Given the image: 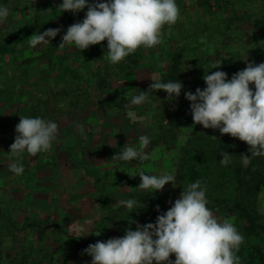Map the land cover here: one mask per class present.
<instances>
[{"label": "trees", "instance_id": "16d2710c", "mask_svg": "<svg viewBox=\"0 0 264 264\" xmlns=\"http://www.w3.org/2000/svg\"><path fill=\"white\" fill-rule=\"evenodd\" d=\"M211 1L195 0V5L201 6L205 14H212L218 9L226 8L229 4V0H214L217 7L213 10ZM93 2L95 0H89V3ZM61 3L62 0H43L42 4L38 5L27 2L29 6L34 7L32 17L34 20L38 21L40 17H43L42 25L37 23L34 26V22L28 21L13 36L5 34V28L1 29L0 153L5 152L11 162L14 161L15 158H11L9 151L12 144L11 138L17 135L15 127L20 122V116L40 117L56 122L59 126L57 138H60L59 135L62 137L65 134L64 126L66 125L59 122L60 118H65L76 111H89V115L84 117L78 125L80 133H83V139L75 142V149L69 147L75 159L71 158L67 163L75 167L81 166L82 169H93L96 180L92 189L99 191L93 192V195H96L92 200L96 201L100 217L89 235L84 236L72 231L69 225L66 226L67 218L66 216L62 218L63 214L61 215L60 212L54 215L50 213L45 218L37 217L35 211L28 210L29 206L26 204L22 205L25 209H20V213L10 211L6 215L3 211L5 207L0 203V258L4 252L2 241L5 237H10L14 241L22 229L29 230L30 233L40 230L42 235H39L37 239L43 240L46 236L48 239L51 238L50 241L57 243L55 251L44 249L45 251L42 250V254L38 256L35 249H29L28 252L21 250L23 254L17 264H43V262L45 264H91V256L84 254L83 250L90 244L96 243L97 234L102 232L103 224L112 220L117 236L123 237L127 229L135 230L138 220L144 224L155 223L157 217L170 208L169 195L174 203L188 184L200 181L201 186L206 189V198L209 202L207 206L214 215L221 220L231 219L237 230L244 236V243L237 253L241 264H264V208L262 207L264 204V156L251 157V163L244 167L241 154L251 156L249 146L245 142L230 135H222L220 131L217 136H214L207 129H201V125L194 124L190 107L185 109L183 117L178 114L175 116L172 111L173 106L166 104L168 103L165 99L166 92L152 91L149 87L141 89V91L149 90V102L142 104L143 119L131 123L127 128L125 127V131L124 127L113 122L109 126L111 117H115L117 111L122 110L126 102H130L134 96L132 86L136 84V78L133 64H142L139 60L144 54L143 47L115 65L107 59V41L92 45L83 51L74 45L72 49L67 45L63 49L58 48L67 28L74 23L82 22L87 12V8L75 14L63 12L59 9ZM233 10L236 14L235 20L243 21V16L236 12L234 6ZM40 12L45 14V17L40 16ZM48 17L51 19L48 20ZM204 20H206L205 16L193 22L203 26ZM48 21L51 23L49 26ZM261 21H263V28L257 25L261 27L260 30L264 34V18ZM49 28H61V32L55 38H51L46 45L30 47L28 38L34 33H43ZM199 28L195 25L186 28L189 31L185 40L194 49L204 47V53H200L202 56L189 58V65L185 61L187 51L182 44H178L180 46L177 45V48H169L167 52L161 50L162 57L158 56L157 60H162L165 65L158 80L180 81L184 89L192 87L196 90L206 87L203 80L205 74H211L219 69L224 71V67L227 69L224 71L227 73V78L229 74L233 76L237 72L239 66L232 63V56L218 53L214 58L206 54L205 48L208 41L214 42L216 37L210 35L207 38L199 35L196 37L195 34ZM179 33L175 38L179 35L183 36ZM250 62L257 65L261 63V61L257 63L253 60ZM207 63L208 65L203 67ZM220 63L219 68H213ZM35 64L39 68L40 87L35 91L29 89L25 91L22 81L28 74L29 67ZM121 80L125 81L123 86L120 84ZM250 87L253 91L255 90L254 84ZM142 135L150 138V143L145 149L151 157L149 160L141 162L135 159L125 162L112 159L123 147H138L139 137ZM213 136L216 139L212 138ZM57 152L56 150L41 152L40 154H44L43 157H40L38 153V162H34L27 152L23 153L20 162L23 164L24 172L19 175L22 186L30 188L32 185L35 187L36 182H47L44 175L53 176L52 173L61 169L64 165L57 162ZM221 152L231 154V163L227 166L220 163L223 158ZM89 157L91 159L87 161ZM92 159L103 163L99 165L101 162L95 163ZM84 164H86L85 167H83ZM115 169H117L116 172L113 171ZM140 171L157 176L165 173L173 174L176 177L175 187L170 182L160 191L141 190L137 188L141 183L138 175ZM5 174L6 171L1 170L0 197L6 191L4 189ZM50 179L53 181V177ZM119 191L122 193L120 196L117 198L113 196V193ZM49 192L51 198L49 195L48 206L51 204V199L52 203L57 200L56 194L53 191ZM119 197L121 199H118ZM128 199L137 201L133 209H128L119 203ZM157 205L159 211H157ZM32 213L36 219L29 221L28 218ZM44 221L50 222L48 228L42 224ZM107 234L109 235V230ZM53 236H57L58 239L52 240ZM28 237L30 241V235ZM29 252H33L34 255L31 256ZM72 254L77 255L75 263H71L69 259ZM170 259L174 261L175 256H171Z\"/></svg>", "mask_w": 264, "mask_h": 264}, {"label": "clouds", "instance_id": "9594fccd", "mask_svg": "<svg viewBox=\"0 0 264 264\" xmlns=\"http://www.w3.org/2000/svg\"><path fill=\"white\" fill-rule=\"evenodd\" d=\"M87 8L85 18L67 28L62 36L60 49L74 45L86 50L92 45L107 41V59L115 65L141 47L154 48L162 43L165 25H174L180 18V9L176 0H62L59 9L63 12L78 13ZM10 10L0 6V23L7 20ZM61 28H49L43 33H34L28 38L30 47L48 44ZM214 65L213 68H219ZM149 86L152 91H165L167 99L172 101L181 94L180 81L161 82L155 77ZM206 87L197 88L195 93L188 91L185 98L190 101L194 124L205 129H218L222 135H230L249 146L251 156L241 154L244 167L251 163V157L264 156V63H247L246 68L233 74L229 80L224 71L205 74ZM254 84V91L250 85ZM149 90L132 96L127 117L136 122L143 119L131 110L132 106L149 102ZM59 126L56 122L40 117L20 116L15 127L14 143L10 145V156L15 158L9 165V171L16 175L24 172L23 153L35 157L38 153H47L57 138ZM82 131V129H81ZM216 139V137H212ZM150 138L139 137L138 147H123L120 153L112 157L118 161L141 162L151 157L145 151ZM220 163H231V154L221 152ZM141 190H163L172 183L173 174L149 175L139 172ZM136 176V175H131ZM128 209L137 205L134 199L119 201ZM206 189L200 181L188 184L180 198L155 223L140 225L136 230L127 229L123 237L97 241L83 250L91 256V264H241L237 255L244 243V236L228 218H217L207 206ZM157 211L159 206L157 205ZM90 224L91 221H88ZM84 232V227L74 229ZM175 256V260L170 259Z\"/></svg>", "mask_w": 264, "mask_h": 264}, {"label": "rangeland", "instance_id": "374dc122", "mask_svg": "<svg viewBox=\"0 0 264 264\" xmlns=\"http://www.w3.org/2000/svg\"><path fill=\"white\" fill-rule=\"evenodd\" d=\"M42 1L43 0H7L6 2L5 0H0V6L7 7L10 10V14L7 20L4 21L3 23H0V34L2 33L1 29L5 28L6 30L5 34L7 33L8 35L13 36L16 34V32H19V28L21 30L23 27L22 25H25V23H27L28 21L34 22L35 23L34 26H36L37 23L42 25L44 21V19H42L43 17H40L41 19H39L38 21L34 20L32 18L34 7L29 6L27 4V2H31L32 4L34 3L38 5V4H42ZM256 1L259 2L262 0H256ZM185 2H186L185 0H176V3L180 9V18L174 25H170V26L165 25L163 29L162 43L154 48H143L142 51L144 54H142V58L139 60L142 64H139V65L138 64L136 65L135 63L133 64L135 68V78H136V84L134 83L132 86V92L134 96L138 95L141 92V89L149 87L150 84L154 82L152 81L151 77H155L156 79H159V75L161 71L164 69V65H165V63L162 62V60H159V61L157 60L158 56L162 57L160 56L161 50H163L164 52H167L169 48L171 49L175 47L177 48L178 46H180L178 44H182V46L186 48L187 58L185 59V61L188 62L189 65H190V62L188 60L189 58H192L195 56L197 58V56L198 57L202 56V54L200 53H204V49H203L204 47L201 48L202 46H200V48H198L195 45L196 48L194 49L193 47H190L192 45L187 44L185 40V38L187 37L186 34L189 31L186 28H189L190 26L195 25L196 27H200L196 31V34H195L196 37H198V35L206 36V38L208 35L212 37L216 36V40L214 42H212L213 40L208 41L207 48H205L206 54L214 58L216 57L218 53H222L223 55H226L229 57L232 56L233 57L232 63L239 66V69L237 70V72L246 68L247 63H249L251 60H253L254 62L256 61L257 63L258 62L260 63V56L258 54L248 55L244 52L243 47L245 45L244 43L245 39L244 37L241 36L242 35L241 32H238L237 35L235 36V32L227 33L226 30H217V29H216L217 30L216 32L213 29L214 23L210 21L213 17L212 14L204 13L205 15H203L206 17V20L204 21L206 25H208V28H209L203 33L204 30H202L203 29L202 27L205 26L204 25L205 23L203 22V26L201 25L199 26L195 24V22H193V21L201 20V18H195V14L197 13V11L195 10V8H197V5H195L196 3L195 0L194 2H190L188 5L187 4L185 5ZM225 10H226V12H224L225 16L228 15L227 17H229L232 14L231 13L232 9H225ZM216 11L219 12V11H222V9H218ZM39 15L45 17V14H43L42 12H40ZM187 16H189V18ZM50 19L51 18L48 17V20ZM244 22L245 21H241V24H240L242 30L244 29L242 28V26H246ZM47 23H48V26L49 24H51L50 21H48ZM231 27L234 28V25L231 24ZM177 33L179 34L182 33L183 36L179 35L177 36V38H175ZM220 33H222L223 35L225 34L227 37H224V38L222 37V40H219L217 35H219ZM246 39H249V38H246ZM216 41L220 43L219 47L215 45V43L218 44ZM72 46H68V48L72 49ZM207 65L208 63L204 65L203 67H206ZM226 67L229 69L231 68L230 66H226ZM223 70L226 71L227 69H225L224 67ZM28 71H29L28 74L24 77L22 81L23 89L25 91L27 89L35 91L36 89L40 87L39 86L40 82L38 83V80L40 77L38 65L35 64V65L30 66ZM217 71H220V69ZM231 78L232 76L231 74H229L228 79L230 80ZM120 84L121 86H123L125 84V81L121 80ZM201 90L203 89L201 88ZM188 91L195 93V89L192 87L190 89H184V87H182L180 96L178 98H174L172 101H169L167 99L168 94L165 93V99L166 101H168V103L166 104L173 106L172 111H174L175 116L178 114L180 115V117H183L182 114L183 112H185V109L190 107L191 102L185 98V93ZM25 98L28 99L27 96H25ZM128 104H130V102H126L125 107L122 110L117 111V115L115 117L114 116H112L113 118L111 117L112 120L111 119L109 120V123H110L109 126H111L113 122V123L120 125L121 127H124V131H125L127 126L133 123L126 115L127 111L129 110L126 107V105ZM131 110L135 111L138 117L143 118L142 117V112H143L142 105L132 106ZM88 115H89V111L81 110V111L72 112L68 114L67 117L65 118L63 117L60 118L59 122L62 124H66L64 126L65 134L62 137L59 135L60 138H57L55 139V141H53V146L51 150L58 151L57 152L58 153L57 162L63 163L64 166L61 169H58L57 172L52 173L53 176H51V174L44 175L47 178V182L39 181L35 183L36 185L35 187L33 185L32 186L30 185L31 186L30 188H25L24 186H22L21 176L16 175L12 173L11 171H9V165L12 163L11 159L8 157V155L5 152L2 151L0 153V172L1 170L6 171V174H5L6 183L4 185V189L6 191L4 192L5 195L0 197V203L4 205V207H7V208H4L3 210L6 213V215H8V213H10L11 210L15 211L16 213L18 212L20 213V209L24 208L22 205L27 204L29 206L28 210H31V211H33L34 208H36L37 206L40 207L41 209L39 211L40 214L37 213L38 214L37 217H43V218L47 217V215L50 214V213L48 214L47 213L48 211L46 210V207H48L49 205L48 203L50 202V198H51V193L49 191H53L56 194L57 200L54 201V203H52L53 201L51 199V204L49 206L50 207L49 209H52L51 215L52 214L54 215L57 212L58 213L60 212L61 215L63 214L62 218L66 216L67 218L66 226L69 225V227L72 228V231H75L74 230L75 228L82 226L85 228L84 232H77V231L75 232L77 234H84V236L89 235L90 231L94 228L95 224L98 222V219L100 217L99 211H98L99 209L96 204V201L94 199L92 200V198L95 197L94 195H96V194L93 195V192L96 193L99 191L97 189L96 191L92 189L93 185H95L96 175H93V172H94L93 169H90V168L82 169L81 166L75 167L72 164L67 163L71 158L72 160L75 159L74 157H72L74 156V153L73 154L71 153L69 147L75 149L76 148L75 142L77 141L79 142L83 139V133H80V128L78 125L82 122L83 118L87 117ZM201 129H203L202 125H201ZM207 130L211 132L214 136H217L219 134L218 129L209 128ZM14 139H15V136L14 137L12 136L11 138L12 143H14ZM64 141H65V145H63ZM43 155H44L43 153L40 154V157H43ZM32 159L34 162H38L39 157L38 155H36L35 157L32 156ZM89 159H91V157H89L87 161H89ZM95 159L100 160L99 158H95ZM98 162H101V161H98ZM98 162L95 161V163H98ZM102 163L103 162H101L99 165H101ZM85 166L86 164H84L83 167ZM113 171L116 172L117 169ZM51 177H53V181H50ZM56 184L57 185L59 184V186H56ZM121 194L122 193L119 191L118 193L117 192L113 193V196H116L117 198ZM9 195H10V198H9ZM49 195H50V198H49ZM118 199H121V197H119ZM172 200L173 198L169 195V198H168V201H170L168 205L169 207H171L174 204ZM84 202L86 204H84ZM30 207L33 209H31ZM262 207L264 208V204L262 205ZM54 210H56V212H54ZM33 219H36V217L32 213L30 214L28 220L32 221ZM88 221H91V223L89 224ZM137 223H139L140 225H144V223L139 220L137 221ZM42 224L44 225L45 228H48L50 225V222L44 221L42 222ZM101 230L102 232H98L97 234V241L105 242L104 241L105 239L108 240L109 238H118L117 233H116V227L113 224L112 220H109L106 224H103ZM108 230H109V235L107 234ZM39 231L36 230V233H30L29 230L22 229L16 235V238L14 241H6L8 243L12 242L11 244L4 243V240L6 238L5 237L4 240L2 241V248L4 247V245L6 246L4 247L3 249L4 252L0 258V264H17L18 263L17 261H19L21 254H23L21 250H25L26 252H28L29 249L30 250L35 249L37 251L38 256L42 254L43 252L42 250L44 249H48L49 251H55V249L57 248V245H55L54 241H52L53 244L51 242H49V244H45V242H47L46 240L48 239V236H46V238L43 240L37 239L39 235H42L41 232ZM110 233H112V235ZM29 235L31 238L30 241L28 239ZM33 235L34 237H32ZM16 241L17 243L15 244ZM47 246H49V248H47ZM29 253L31 256L34 255L33 252H29ZM69 258L71 259V263H75L77 260V255L72 254L71 256H69ZM43 264L45 263L43 262Z\"/></svg>", "mask_w": 264, "mask_h": 264}, {"label": "crops", "instance_id": "0c3cea01", "mask_svg": "<svg viewBox=\"0 0 264 264\" xmlns=\"http://www.w3.org/2000/svg\"><path fill=\"white\" fill-rule=\"evenodd\" d=\"M185 1H186L185 5L186 4L188 5L190 2H194V0H185ZM228 3L229 4L226 6V8H222V11H219V12L216 11V12L212 13L213 17L210 21H212L214 23L213 29L216 32H217V30H226L227 33L235 32V36L237 35L238 32H241L242 33L241 36L244 37V39H245V42H244L245 45L243 47L244 52L248 55L258 54L260 56L261 63L262 62L264 63V34L260 30L261 27L263 28V26H262L263 21H261V19L264 18V0L259 1V2L256 0H229ZM233 6H234V9L236 10V12H238V14L240 13L244 18L243 21H245L244 24H246V26H242V28H244L243 30L241 29V26H240L242 20H240V19H238L237 21L235 20L236 14L234 13ZM225 9H232L231 10L232 14L229 17H227L228 15L225 16V13H224V12H226ZM195 10L197 11V13L195 14V18H201V19L204 18L203 15H205V14H204V9L202 7L197 6V8H195ZM187 17L189 18V16H187ZM231 24L234 25V28L231 27ZM257 24H259L261 27L258 26ZM216 25H218V26H216ZM208 29H209L208 25L205 24V26H203V30L206 31ZM217 36H218L219 40H222V37L223 38L227 37L225 34L223 35L222 33H220ZM246 38H249V39H246ZM233 44H235V43H233ZM215 45L217 47H219L220 43L215 44ZM4 195H5V193H4ZM9 198H10V195H9ZM5 208H7V207H5ZM8 208H9V206H8ZM27 208H29V207H27ZM49 208H50L49 206L46 207L48 214L52 212L51 211L52 209H49ZM40 210H41L40 207L37 206L36 208H34L33 211H35L34 213H36V215H38L37 213H39ZM54 212H56V210H54ZM11 213H16V212L11 210ZM53 239L56 240V239H58V237L53 236L52 240ZM48 240H51V238L47 239L46 241H48ZM6 241H12V239L6 237L4 240L5 244H11L12 242L8 243ZM50 242L52 243V241H50ZM54 243H55V245H57V243L55 241H54ZM45 244H49V243L45 242ZM5 246L6 245H4V247ZM4 247H3V249H4ZM70 261H71V259H70Z\"/></svg>", "mask_w": 264, "mask_h": 264}, {"label": "built area", "instance_id": "2783aa9c", "mask_svg": "<svg viewBox=\"0 0 264 264\" xmlns=\"http://www.w3.org/2000/svg\"><path fill=\"white\" fill-rule=\"evenodd\" d=\"M211 5L213 10L216 9L217 3L214 0L211 1Z\"/></svg>", "mask_w": 264, "mask_h": 264}]
</instances>
